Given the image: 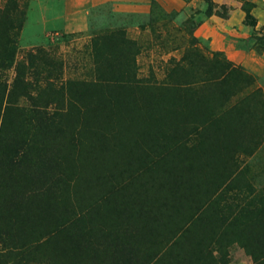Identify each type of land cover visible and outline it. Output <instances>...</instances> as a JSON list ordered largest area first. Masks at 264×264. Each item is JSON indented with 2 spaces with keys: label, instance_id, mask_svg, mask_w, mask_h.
<instances>
[{
  "label": "rangeland",
  "instance_id": "rangeland-1",
  "mask_svg": "<svg viewBox=\"0 0 264 264\" xmlns=\"http://www.w3.org/2000/svg\"><path fill=\"white\" fill-rule=\"evenodd\" d=\"M0 264H264V0H0Z\"/></svg>",
  "mask_w": 264,
  "mask_h": 264
}]
</instances>
